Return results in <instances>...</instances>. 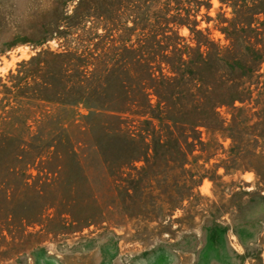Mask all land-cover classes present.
I'll list each match as a JSON object with an SVG mask.
<instances>
[{
  "label": "trees",
  "instance_id": "trees-1",
  "mask_svg": "<svg viewBox=\"0 0 264 264\" xmlns=\"http://www.w3.org/2000/svg\"><path fill=\"white\" fill-rule=\"evenodd\" d=\"M220 1L230 7L228 16L216 14L223 44L197 27L198 9L209 0H79L81 13L69 15L61 31V50L38 51L6 74L9 84L0 81V125L10 128L0 130V198L8 200L14 187L31 189L48 198L41 210L64 206L72 216L79 204L72 221L84 224L107 204L100 195L150 199V182L160 175L168 183L157 194L169 211L203 176L199 166H183L206 148L202 131L228 136L230 161L241 156L250 134L259 137L249 132L251 109H264V0ZM40 102L49 125L31 144L22 132ZM78 103L88 109L76 119L69 113Z\"/></svg>",
  "mask_w": 264,
  "mask_h": 264
},
{
  "label": "rangeland",
  "instance_id": "rangeland-1",
  "mask_svg": "<svg viewBox=\"0 0 264 264\" xmlns=\"http://www.w3.org/2000/svg\"><path fill=\"white\" fill-rule=\"evenodd\" d=\"M78 1L0 0V81L9 84L6 74L15 73L19 61L38 51L61 50L67 17L81 13ZM229 10L224 2L209 0L207 7L198 9L197 27H205L216 42L225 43L216 14L228 16ZM71 31L75 33L76 28ZM177 31L187 38L184 26ZM40 107L41 102L31 107L36 114L22 132L31 144L39 142V131L49 125L41 121ZM87 109L74 104L69 115L78 119ZM251 110L255 113L248 122L249 132L259 137L250 134L244 152L239 151L241 156L233 161L228 136L201 132V140L208 141L206 148L192 151L183 166L193 172L199 166L203 176L169 211L164 209V194H157L168 183L160 175L158 181L150 182L155 186L152 199L135 201L116 191L109 202L102 194L100 204L107 202L101 205L103 211L84 224L72 221L83 211L79 204L69 210L73 217L64 206L41 210L48 198L14 187L8 200L0 198V264H264V121L252 124L264 116V109L254 106ZM221 114L228 117L224 108ZM1 125L0 130H10ZM37 159L27 167L32 175L29 182L36 180ZM3 164L0 157V171Z\"/></svg>",
  "mask_w": 264,
  "mask_h": 264
}]
</instances>
